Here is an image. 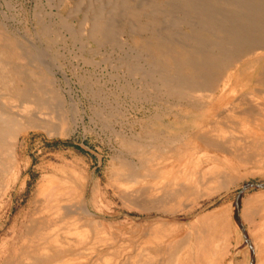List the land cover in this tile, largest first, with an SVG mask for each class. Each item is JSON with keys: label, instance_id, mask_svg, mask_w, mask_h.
Returning <instances> with one entry per match:
<instances>
[{"label": "rangeland", "instance_id": "1", "mask_svg": "<svg viewBox=\"0 0 264 264\" xmlns=\"http://www.w3.org/2000/svg\"><path fill=\"white\" fill-rule=\"evenodd\" d=\"M183 1L0 0V98L49 114L0 115L1 132L16 137L0 189V264H33L36 214L67 220L84 201L104 233L92 256L57 264H136L143 254L167 264L184 242L180 264H264V189L242 195L249 244L235 218L244 185L264 183V49L232 64L222 97L177 83L181 54L169 61L159 34L215 42ZM106 17L107 38L91 26ZM210 168L218 172L205 183ZM193 175L198 191L179 198L175 184Z\"/></svg>", "mask_w": 264, "mask_h": 264}, {"label": "bare ground", "instance_id": "2", "mask_svg": "<svg viewBox=\"0 0 264 264\" xmlns=\"http://www.w3.org/2000/svg\"><path fill=\"white\" fill-rule=\"evenodd\" d=\"M208 3L211 5L210 6L211 8L210 7L207 8V6L205 7V4H208ZM184 4L187 5L186 8L187 10H190L189 12H191L192 9L196 11L197 15L200 17L201 24L205 25V30L209 33V35H213L215 42L211 44L210 46H208L207 44L204 45L201 42V40L200 39L198 40L197 37H195V35L192 33L187 37L189 38L188 42L189 40L192 42L190 46V45L182 44L181 42L183 41L181 40L179 35L174 32H172V34L168 33V35H166V33L165 34L160 33L159 39L162 42V46H160V49L162 50L163 53H167V56H169L168 58L169 61L172 59L178 60L180 57L179 54H181L180 58H182V62L186 68L184 69L186 70L187 75L185 77L184 76L179 77V79L181 80H179L177 83L180 84L186 80V81L192 82V84H194L196 88L197 87L198 88H201V87L215 88L216 87L220 93V94L218 93L217 94L220 97H222L226 94L225 93L226 89L229 86L231 78H232V72L234 69L233 67L231 69L232 64L235 63L236 61H239V60H242L243 58L248 57V55L249 56L256 55L258 53L257 50L264 49V0H210V1L209 0H185ZM92 7L93 5L90 6V8ZM76 10L80 11L78 7ZM89 11L87 10V12ZM155 14H157V12H155ZM109 18L110 17H108L104 21H99L100 19H96L91 25L92 32H94L95 34H99L102 37H106V38L109 37L110 34L108 32V29H110L109 26L111 23V19ZM86 20L89 21L88 19ZM82 24L84 23L82 22ZM91 26L89 27L91 28ZM82 29H83V25H82ZM85 31L86 30H84V32ZM169 31H172V30L170 29L166 30V32H169ZM185 41L187 40L185 39ZM174 55H177L178 57H175ZM188 78H190L191 80H188ZM30 86H32V84ZM173 88H175V86ZM0 96H4V95H0ZM5 97L0 98V103H1L0 104V115L8 119V121L13 122L18 117H20L19 119L22 120V118L27 115L28 116L35 115L36 117L44 120L49 115V114H46L44 111H40L39 109L34 108L33 106L20 104L18 101H14L13 99H10L8 97L5 98ZM192 97L194 99H198L200 97V94H199V97H198V94H193ZM17 100L19 99L17 98ZM255 108L258 109L257 107ZM0 122H3V121L0 120ZM234 134H238V133H234ZM11 135L12 134L9 133L7 130L4 131L3 133L0 130V189L2 188L1 184L4 182L9 170L11 169L12 164L15 162L14 148L12 147L11 142L13 143L16 140V137L11 136ZM216 135L218 136L217 137L218 139L219 137L224 138V140L225 138H227V136H225L226 135L225 132L223 131H221L220 133H217ZM211 136L213 137L212 134ZM214 138L215 136L213 137V139ZM3 144L7 146V153H8V157L5 159L2 154ZM209 162L211 161L208 160V161H205L204 163H209ZM217 172L218 170L216 168H210L204 171L203 172L204 182L213 183L214 176L216 175ZM178 180H180V178ZM195 180H196V177L195 175H193L191 176V181L187 183L185 182V184L184 182L181 183L182 181L179 182L178 184L177 183L175 184L178 187H180L179 198L186 197L187 196L186 194H189L192 191H195V190L198 191L197 183L194 182ZM44 190L42 191V193L44 192ZM153 190H155V188ZM42 193L38 195L39 198L42 195ZM43 199L44 201H47L45 198ZM80 206H81V210L79 211L74 210V214L67 220H64V219L57 220L55 219V217L39 218L36 214V216L32 220V224L30 228L28 229V232L30 233V236H31L32 243H34V240L41 241L40 244H36V247L38 248H35V249H38V250L31 258V260L33 261V264H37V263L38 264H57L58 262L61 263V261H63L64 259L66 260L67 257L76 258V257L81 256L82 258L84 257L87 259L88 256L93 255V251L96 250V248L94 247V243L96 242V241L94 242L95 236L98 233L99 234L104 233L101 229L102 224L101 222L94 220V218L92 217L93 214L91 215L92 210L86 201L81 202ZM43 212L44 211H42V213ZM44 214H47V212L43 213V215ZM238 224L241 227L239 222ZM163 227L165 228V226ZM242 231L244 234L246 244H249L247 233L243 229ZM150 234L151 236H157L156 230L152 231ZM150 234L148 236H150ZM104 242L105 243L102 244L103 246L104 244L108 243L106 241ZM190 243H192V241ZM213 243H215V241ZM99 244L101 243L98 242V245ZM102 245H100L98 248H102L103 247ZM186 246H187L186 242L180 245L178 251L173 255L171 254L172 256L166 260L167 264H180L179 255L182 251L187 249ZM140 257H141L140 261H138V259L135 258L134 262L136 263L137 261L136 264H153L154 262L153 260L149 259L150 257L148 258V255L143 254Z\"/></svg>", "mask_w": 264, "mask_h": 264}, {"label": "water", "instance_id": "3", "mask_svg": "<svg viewBox=\"0 0 264 264\" xmlns=\"http://www.w3.org/2000/svg\"><path fill=\"white\" fill-rule=\"evenodd\" d=\"M251 189H259V190H262L264 189V183H260V184H254V183H249V184H246L244 185L242 191L239 193V196L236 200V220L240 223L242 229L244 230V227L241 223V220H240V203H241V199H242V195L248 191V190H251Z\"/></svg>", "mask_w": 264, "mask_h": 264}, {"label": "crops", "instance_id": "4", "mask_svg": "<svg viewBox=\"0 0 264 264\" xmlns=\"http://www.w3.org/2000/svg\"><path fill=\"white\" fill-rule=\"evenodd\" d=\"M16 154H17V153H16V150H15V157H16ZM16 161H17V158H16Z\"/></svg>", "mask_w": 264, "mask_h": 264}]
</instances>
